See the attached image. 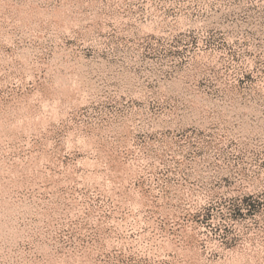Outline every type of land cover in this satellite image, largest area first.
I'll list each match as a JSON object with an SVG mask.
<instances>
[{"label": "rangeland", "instance_id": "1", "mask_svg": "<svg viewBox=\"0 0 264 264\" xmlns=\"http://www.w3.org/2000/svg\"><path fill=\"white\" fill-rule=\"evenodd\" d=\"M0 264H264V0H0Z\"/></svg>", "mask_w": 264, "mask_h": 264}]
</instances>
